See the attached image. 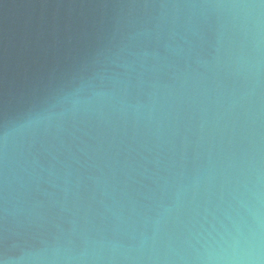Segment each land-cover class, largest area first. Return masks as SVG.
I'll return each mask as SVG.
<instances>
[{
	"label": "water",
	"instance_id": "obj_1",
	"mask_svg": "<svg viewBox=\"0 0 264 264\" xmlns=\"http://www.w3.org/2000/svg\"><path fill=\"white\" fill-rule=\"evenodd\" d=\"M0 264H264V0H0Z\"/></svg>",
	"mask_w": 264,
	"mask_h": 264
}]
</instances>
